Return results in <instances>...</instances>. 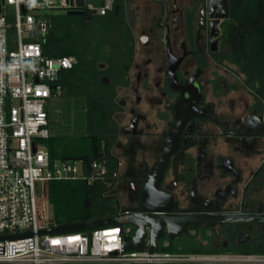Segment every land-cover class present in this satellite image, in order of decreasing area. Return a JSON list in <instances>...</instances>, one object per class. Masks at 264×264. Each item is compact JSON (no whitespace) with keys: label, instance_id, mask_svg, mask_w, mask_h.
Instances as JSON below:
<instances>
[{"label":"flooded vegetation","instance_id":"af4514ba","mask_svg":"<svg viewBox=\"0 0 264 264\" xmlns=\"http://www.w3.org/2000/svg\"><path fill=\"white\" fill-rule=\"evenodd\" d=\"M110 12L127 38L120 68L97 63L114 93L108 195L119 213L174 220L159 248L205 256L171 264H253L241 261L264 254V87L236 60L229 0H122ZM202 215L213 219L191 220Z\"/></svg>","mask_w":264,"mask_h":264},{"label":"built area","instance_id":"2783aa9c","mask_svg":"<svg viewBox=\"0 0 264 264\" xmlns=\"http://www.w3.org/2000/svg\"><path fill=\"white\" fill-rule=\"evenodd\" d=\"M77 2L0 0V236L16 235L0 241V264H171L204 258L162 247L151 252L150 242L142 250L126 249L133 237L130 225L41 233L60 225L49 199L51 180L84 175L89 183L103 181L109 186L116 173L108 175L105 160L90 162L86 172L83 160L52 162L44 142L51 135L47 106L59 88L55 83L77 59L46 56L41 43L31 38L48 30L46 10L79 9ZM115 2L103 0L94 7L85 0L82 8L105 15ZM6 4L16 10L13 33L9 32L12 26L4 11ZM241 262L264 264V254L246 256Z\"/></svg>","mask_w":264,"mask_h":264},{"label":"trees","instance_id":"16d2710c","mask_svg":"<svg viewBox=\"0 0 264 264\" xmlns=\"http://www.w3.org/2000/svg\"><path fill=\"white\" fill-rule=\"evenodd\" d=\"M229 4L236 60L253 85L261 83L264 87V0H229ZM8 6H4V11L12 26L9 32L13 33L14 20L8 14ZM97 15L94 18L90 11L84 15L52 14L51 20L48 19V30L31 40L41 43L46 56H75L77 59L72 68L61 72L55 83L59 88L53 92L51 105L47 106L52 134L45 144L51 161L83 160L86 172V165L90 162L105 160L108 175H113L117 161L112 154L113 141L108 135L113 130L109 108L114 93L108 98L98 79L97 63L110 61L112 67L120 68L126 52L127 29L112 12ZM76 16L82 22H75ZM102 29L108 32L105 39L93 34L94 30L97 33ZM108 188L103 181L89 183L84 175L75 179L51 180L48 192L55 220L58 224H67L119 214H116ZM162 249L195 252L171 247Z\"/></svg>","mask_w":264,"mask_h":264},{"label":"water","instance_id":"95a60500","mask_svg":"<svg viewBox=\"0 0 264 264\" xmlns=\"http://www.w3.org/2000/svg\"><path fill=\"white\" fill-rule=\"evenodd\" d=\"M78 6L83 7L85 5V0H78ZM79 9H71L68 10L67 13L81 15L84 11ZM118 9V8H117ZM25 11L24 8H22ZM93 13H96V10H92ZM55 88V85H53ZM146 213H134V212H126V213H119L112 217L106 218H96V219H89L83 221H76L67 224H60L58 226H54L48 229H43L41 233H62V232H74V231H85L94 228L105 227L108 225H133L136 228L135 234L132 237V241L130 243H126L125 247L129 250H142L145 246V227L150 225L152 228V237L149 243V249L151 252L157 251L159 249L158 238L161 236L160 230L162 227L172 228L175 222L171 218L162 217L155 220H150L149 215L151 210L148 207H145ZM221 218H228V217H221ZM213 218L208 217L206 215L202 216H195L191 217V220L197 221H205V220H212ZM181 235L183 233H180ZM16 235H3L0 236V241H5L7 239L14 238Z\"/></svg>","mask_w":264,"mask_h":264},{"label":"rangeland","instance_id":"374dc122","mask_svg":"<svg viewBox=\"0 0 264 264\" xmlns=\"http://www.w3.org/2000/svg\"><path fill=\"white\" fill-rule=\"evenodd\" d=\"M86 3L90 6V5H92V6H94V7H99V6H101L102 5V3H103V0H86ZM65 13H67V11L66 10H63V9H48V10H46L45 11V13H44V15L49 19V20H51V17H52V14H55V15H61V14H65ZM8 14H10V15H12V17H13V20H14V18H15V14H16V10H15V7L13 6V5H9L8 6ZM94 15V18H97L99 15H97V14H93ZM80 20H81V22H82V19L81 18H79V16H76L75 18H74V21L76 22V21H78V22H80ZM96 30V29H95ZM95 30L93 31V34H96L97 35V37L99 38V39H105V38H107V35H108V32H106V31H104L103 29L102 30H100L99 32H97V33H95ZM90 33L92 34V30L90 31ZM43 34H41L40 36H42ZM24 38H25V40H27V33L25 32L24 33ZM51 105V100H50V102H49V105L48 106H50ZM54 106H58V104H55ZM60 119V118H59ZM60 121H62V120H59V122ZM49 127V129H50V131H51V134H52V127L49 125L48 126ZM61 130V129H60ZM46 140L47 139H45L44 140V142H46ZM112 201H113V204H114V206H115V211H116V214L119 212V209L116 207V205H115V200L114 199H111ZM131 227H132V233H131V236H134V234H135V227L133 226V225H130ZM176 252H183V251H176Z\"/></svg>","mask_w":264,"mask_h":264}]
</instances>
